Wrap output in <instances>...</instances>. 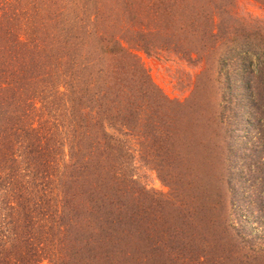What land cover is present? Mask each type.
<instances>
[{
    "label": "trees",
    "instance_id": "16d2710c",
    "mask_svg": "<svg viewBox=\"0 0 264 264\" xmlns=\"http://www.w3.org/2000/svg\"><path fill=\"white\" fill-rule=\"evenodd\" d=\"M5 15L0 264H40L31 241L46 229L67 247L53 264H204L186 250L230 237L221 201L172 205L181 211L172 244L144 253L135 247L140 210L127 177L134 154L172 180L185 168L173 156L178 133L169 120L179 104L151 82L130 46L209 57L217 76L242 81L251 99L249 135L264 115V23L239 17L236 0H16Z\"/></svg>",
    "mask_w": 264,
    "mask_h": 264
},
{
    "label": "rangeland",
    "instance_id": "374dc122",
    "mask_svg": "<svg viewBox=\"0 0 264 264\" xmlns=\"http://www.w3.org/2000/svg\"><path fill=\"white\" fill-rule=\"evenodd\" d=\"M15 1H8L7 8L0 7V21ZM236 13L264 23V0H236ZM130 47L151 82L167 99L179 104L169 120L178 133L173 156L180 155L185 168L183 176L172 180L165 169H154L157 162L145 163L141 155L134 154L127 177L133 180L128 197L140 210L135 247L144 253L146 247L156 243H161L162 248V244H172L168 238L172 237L171 225L180 220L176 214L181 213L172 205L185 209L184 204L191 201L189 205L193 207V198L211 205L221 201L232 225L230 237L201 241L196 252L188 248L186 252L201 257L204 264H264V167L258 168L264 151L255 148L258 144L264 146V115L256 117L247 135L251 99L245 84L237 80L230 85L224 74L217 76L209 57L200 60L168 47L151 53L135 45ZM236 68H240L239 63ZM217 233L214 237L220 236ZM35 237L31 250L40 264L63 259L67 247L64 251L61 247L65 246L58 245L47 229ZM26 239L29 238L18 240L22 244Z\"/></svg>",
    "mask_w": 264,
    "mask_h": 264
}]
</instances>
